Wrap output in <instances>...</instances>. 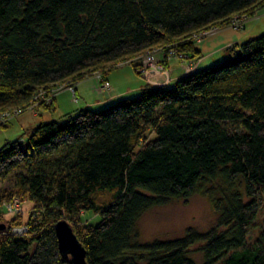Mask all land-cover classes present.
Wrapping results in <instances>:
<instances>
[{
	"label": "trees",
	"instance_id": "trees-1",
	"mask_svg": "<svg viewBox=\"0 0 264 264\" xmlns=\"http://www.w3.org/2000/svg\"><path fill=\"white\" fill-rule=\"evenodd\" d=\"M263 3L0 0V112L29 104L42 87L84 79L156 47L173 44L200 57L190 37L236 14L253 15ZM226 49L224 61L197 66L173 85H148L101 110L41 121L27 151L5 141L0 180L15 173L16 183L0 191V208L20 194L35 211L24 236L0 228V264H74L59 250L62 219L86 248L87 264H198L189 256L194 249L204 253L202 264H264V229L247 244L264 193V33ZM205 185L219 212L210 230L134 241L146 210ZM100 193L110 198L101 204ZM81 212L101 219L77 227ZM13 224L23 223L7 228Z\"/></svg>",
	"mask_w": 264,
	"mask_h": 264
},
{
	"label": "rangeland",
	"instance_id": "rangeland-1",
	"mask_svg": "<svg viewBox=\"0 0 264 264\" xmlns=\"http://www.w3.org/2000/svg\"><path fill=\"white\" fill-rule=\"evenodd\" d=\"M224 28L226 29L224 34L219 36L218 33ZM262 33H264V8L261 6L254 12L253 15L236 14L233 16V20L226 26H215L213 28L197 32L192 37H190L188 41H193L195 44H200L204 41L212 42L213 39H217L218 36V39L221 41L224 36H230L231 38H237L241 36L244 37L241 39L242 42L245 41V39L255 37ZM217 40L215 42H217ZM233 45L235 44L227 45L226 48H230ZM228 53L229 52L227 51V55L225 56L224 51L221 52V54L218 56L219 60L217 61H224V59L228 58ZM185 54L187 57L182 56ZM149 58H151V61ZM172 60H178L184 72L187 66L194 67L196 64L199 65L202 61V56L190 58L187 53L180 51L177 46L173 44L167 45L165 47H156L154 49L148 50L144 55L125 62L116 63L106 70H95L93 73L87 75V77L84 79L75 81L69 80L67 83H61L58 86H53L48 91L50 92V96L47 95V98L51 97L53 99L52 102L47 103L41 100V102L36 105H33L34 103L30 102L29 104L24 105L25 109L23 113L14 117L5 126L0 127V147L5 143V139L10 141L18 140L20 147L24 151H27L29 146V137L32 133L33 127L38 125V123L41 121L62 119L66 114H76L82 108H89L85 106L84 102L88 101L90 95L97 98L99 93H105L111 89V82L107 79V76L112 72L113 76L119 78V82L125 86H128L132 83V79L130 78L129 74H131L130 70H133V68L140 77L144 78L147 83L146 86H148V82L151 81V83H157L161 80H163V82L167 80L169 82L172 81L173 78L171 75V69L168 67V62ZM218 62H215V64ZM135 64H137V66ZM156 66H162V71L166 72L157 73L149 71L150 69L153 71ZM153 75L155 76L152 78ZM150 78H152V80H150ZM92 81H95L93 84L94 91H91L90 89ZM83 82H86L85 86L79 88L77 92L76 84ZM51 91L52 93L56 91L55 97H52ZM58 94H60L57 100L59 106L55 113H50L48 110L40 108L41 104L43 103L47 105L55 104ZM136 95L138 94L130 95V97ZM77 98L78 101L76 102L74 99ZM119 99L111 100L106 104L94 108V110H101L105 107L113 105ZM41 110H44L41 113L43 114L42 117H35L34 113H38ZM148 134L149 136H152L151 132ZM15 183V173H12L8 178L0 180V191L2 189L14 188ZM208 189L209 186L205 185L189 198L174 199L167 204L155 206L146 210L136 223L133 235L134 241L142 244L155 240L174 239L186 234L189 228H193L194 230L200 232H206L210 230L214 225L217 224L219 212L215 206L216 193L214 192V194L210 195L208 193ZM261 194L262 195L259 199L258 205V216L249 226L247 241L249 246H252L256 243L264 229V193L262 192ZM99 197V202L102 204L110 198V195L107 193H100ZM15 201L16 203L14 209H12L9 203ZM34 211V205L32 202H30L27 195L19 194L15 198L13 197L8 199L0 208V219L4 220V222L1 224L3 225V228L0 227L1 230L9 229L10 233H12L14 229L23 230V227H28L24 222ZM79 217H77L79 219L76 218V224L77 227L80 228H83L89 224H96L101 219L100 216L92 212H81ZM17 222H22L23 224H13L11 227L7 228V226L11 225V223ZM34 251L35 246L32 248L31 253H34ZM189 256L198 264H202L204 262V253L198 249L191 251Z\"/></svg>",
	"mask_w": 264,
	"mask_h": 264
},
{
	"label": "crops",
	"instance_id": "crops-1",
	"mask_svg": "<svg viewBox=\"0 0 264 264\" xmlns=\"http://www.w3.org/2000/svg\"><path fill=\"white\" fill-rule=\"evenodd\" d=\"M225 30H226L225 28L222 29L221 32L218 33L219 36L224 34ZM219 36L217 37V39L219 38ZM243 38L244 37H241V36L237 37V38H231L230 36H224L222 41L219 39L218 40L213 39L212 42L204 41V42H201L200 44H196V47L200 51V56H202V61L198 65V69L199 68H205L211 64H214L215 62H218L217 61V60H219L218 56H219V54H221V52L224 51V55L225 56L227 55V49H226L227 45L241 43V39H243ZM216 40H217V42H215ZM168 67L171 69V75L173 78V80L171 81V83L169 85H173L174 83H176V81L178 79L183 77V69H182L181 64L178 60H172V61L168 62ZM130 71H131V74H129V75H130V78L132 79L131 84H129L128 86L123 85L121 82H119V78L113 76V72H112L110 75L107 76V79L111 82V89L108 92L99 93V96L97 95L98 96L97 98L90 95L88 101H86V102L83 101L85 106H87L91 109H94L98 106H101L103 104L110 102L111 100L123 98V97H126L127 95L130 96L133 94H138L142 89H144L146 87L147 83L144 80V78H142L138 75V73L135 71L134 68H133V70L131 69ZM94 82L95 81H92V84L90 87L91 91H94L93 90ZM85 83L86 82L76 84L77 92H78L79 88L85 86ZM59 95L60 94L57 95L56 102H55L57 110H58V106H59L57 103ZM82 109H84V108H82ZM42 111H44V110H41L38 113H34V116L35 117H38V116L42 117V115H43V114H41ZM71 114H73V113H71ZM6 140L7 139H5L4 141H6Z\"/></svg>",
	"mask_w": 264,
	"mask_h": 264
},
{
	"label": "built area",
	"instance_id": "built-area-1",
	"mask_svg": "<svg viewBox=\"0 0 264 264\" xmlns=\"http://www.w3.org/2000/svg\"><path fill=\"white\" fill-rule=\"evenodd\" d=\"M197 41V40H196ZM198 42H201V41H198ZM183 57H187V55H182ZM149 60L151 61V58H149ZM144 65V64H143ZM198 64H196L194 67H186L184 72H183V75H189V74H192L193 72H195L196 68H197ZM153 69V68H152ZM162 66H156L155 69L153 71H151V69L149 70L150 72H157V73H160V72H166V71H162ZM155 75L152 76V78L154 77ZM152 78H150V80H152ZM152 82V81H151ZM151 82H148V85L149 86H154V87H163V86H167L171 83V81L169 82L168 80L163 82V80L161 81H158L157 83H151ZM103 85V84H102ZM74 90V89H72ZM49 90L46 89V88H40L36 94L34 95L31 103H34L33 105H36L38 104L39 102H41V100L47 102V103H50L52 102V98L49 97L47 98L48 96H50V92H48ZM56 92V91H55ZM51 91V94H52V97H55L56 93ZM48 95V96H47ZM76 102L78 101V98L77 99H74ZM25 107H17V108H14V109H10V110H6V111H2L0 112V127H3L5 126L6 124H8L14 117L18 116L19 114L23 113ZM15 198V197H14ZM15 202H11L9 203V205L11 206L12 209H14V206H15ZM28 232V227H23V230H19V229H14V231H12V234L13 235H20V236H24L26 233Z\"/></svg>",
	"mask_w": 264,
	"mask_h": 264
},
{
	"label": "water",
	"instance_id": "water-1",
	"mask_svg": "<svg viewBox=\"0 0 264 264\" xmlns=\"http://www.w3.org/2000/svg\"><path fill=\"white\" fill-rule=\"evenodd\" d=\"M55 229L61 254L71 256L74 264H87L86 248L78 239L70 223L62 219L56 223Z\"/></svg>",
	"mask_w": 264,
	"mask_h": 264
}]
</instances>
